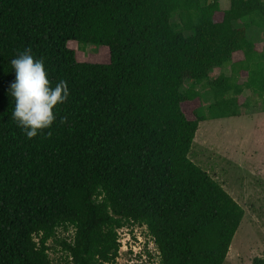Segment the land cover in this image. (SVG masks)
Here are the masks:
<instances>
[{
    "label": "trees",
    "instance_id": "1",
    "mask_svg": "<svg viewBox=\"0 0 264 264\" xmlns=\"http://www.w3.org/2000/svg\"><path fill=\"white\" fill-rule=\"evenodd\" d=\"M229 1L0 0V264H53L57 246L65 264H118L135 226L158 264L227 261L245 209L189 153L202 121L242 113L245 90L264 110V0ZM28 46L70 89L31 138L6 92ZM88 46L108 61L79 59Z\"/></svg>",
    "mask_w": 264,
    "mask_h": 264
},
{
    "label": "rangeland",
    "instance_id": "2",
    "mask_svg": "<svg viewBox=\"0 0 264 264\" xmlns=\"http://www.w3.org/2000/svg\"><path fill=\"white\" fill-rule=\"evenodd\" d=\"M220 3L222 10L230 6L229 0H220ZM222 15V12L216 13L215 19L219 21ZM252 29L249 28L248 32L251 33ZM257 44L261 47L263 42L259 41ZM71 46L77 47L74 43ZM77 55L81 60L108 61L107 50L100 46H88L85 50L78 51ZM96 55L98 57H92ZM242 56L243 54L236 53L234 60ZM220 73L230 75L231 67L218 68L212 76L216 77ZM239 80L244 82L246 78L240 76ZM246 97H251V101L244 105L245 109L242 108L240 115L202 121L189 153V157L221 183L245 209V216L232 240L224 264H252L254 256L264 257V110L261 109L263 101L245 90L239 96L240 103ZM200 102L196 99L191 102L189 108H186L189 118H194L193 109L198 108ZM209 102L210 96L203 107L206 108ZM225 108L229 111L234 110L231 103L225 105ZM132 233L137 234L136 239L130 230H121L122 247L117 263L158 264L157 251L145 228L135 226ZM57 248L50 251L53 264H65L61 258L62 252L58 246ZM142 248L153 253L152 259L145 253L142 257H137L144 252ZM129 249H133L132 254L128 252Z\"/></svg>",
    "mask_w": 264,
    "mask_h": 264
},
{
    "label": "clouds",
    "instance_id": "3",
    "mask_svg": "<svg viewBox=\"0 0 264 264\" xmlns=\"http://www.w3.org/2000/svg\"><path fill=\"white\" fill-rule=\"evenodd\" d=\"M9 63L15 73L6 90L11 98V119L31 138L51 127L56 119L55 108L67 100L70 89L64 79L55 84L50 81L44 58L36 57L30 46L19 50Z\"/></svg>",
    "mask_w": 264,
    "mask_h": 264
},
{
    "label": "built area",
    "instance_id": "4",
    "mask_svg": "<svg viewBox=\"0 0 264 264\" xmlns=\"http://www.w3.org/2000/svg\"><path fill=\"white\" fill-rule=\"evenodd\" d=\"M136 253V252H135Z\"/></svg>",
    "mask_w": 264,
    "mask_h": 264
}]
</instances>
